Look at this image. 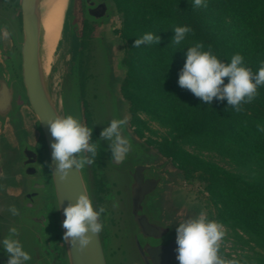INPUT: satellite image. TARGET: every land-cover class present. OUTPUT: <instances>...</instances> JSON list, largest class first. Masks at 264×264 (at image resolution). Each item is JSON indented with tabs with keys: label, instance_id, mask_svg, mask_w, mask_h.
<instances>
[{
	"label": "water",
	"instance_id": "obj_1",
	"mask_svg": "<svg viewBox=\"0 0 264 264\" xmlns=\"http://www.w3.org/2000/svg\"><path fill=\"white\" fill-rule=\"evenodd\" d=\"M113 10L112 0H0V139L9 131L14 136L9 175L18 180L17 193L0 194V242L16 227L32 257L26 264H179L176 228L191 215L167 207L178 182L168 167L173 159L148 151L129 122L123 134L133 147L123 161L111 159L110 142L100 137L124 117L103 30ZM85 32L91 45L86 68ZM26 110L36 117L34 130ZM69 114L94 130L91 142L99 148L93 164L61 179L48 167L58 164L48 122ZM81 193L106 209L103 230L84 250L63 240V209ZM7 260L0 245V264Z\"/></svg>",
	"mask_w": 264,
	"mask_h": 264
},
{
	"label": "trees",
	"instance_id": "obj_2",
	"mask_svg": "<svg viewBox=\"0 0 264 264\" xmlns=\"http://www.w3.org/2000/svg\"><path fill=\"white\" fill-rule=\"evenodd\" d=\"M114 1L123 18L117 31L126 45L122 91L133 126L145 115L165 127L168 135L158 150L189 178L205 182L213 220L251 236L264 250V86L238 113L226 99L207 104L178 83L187 48L196 42L210 45L226 63L240 53L254 72L264 66V0H206L207 7L198 9L193 0ZM177 26L193 29L179 45L172 43ZM148 32L159 35L160 44L135 48V40ZM186 141L228 150L247 173L189 152ZM258 264H264V256Z\"/></svg>",
	"mask_w": 264,
	"mask_h": 264
},
{
	"label": "clouds",
	"instance_id": "obj_3",
	"mask_svg": "<svg viewBox=\"0 0 264 264\" xmlns=\"http://www.w3.org/2000/svg\"><path fill=\"white\" fill-rule=\"evenodd\" d=\"M201 7H207L206 0H193V8ZM173 31L172 43L179 45L193 29L177 26ZM8 35V32H4L5 37ZM160 42L159 35L148 32L135 40L134 47ZM225 78L228 79L227 83ZM178 83L204 103L211 104L214 98L220 101L226 99L230 108L239 113L244 111L245 104L252 103L258 97L259 88L264 86V66L254 72L240 53L232 55L230 62L226 63L210 45L206 49L203 42H196L187 48L186 62ZM128 122L127 116L113 119L100 133L101 139L110 142L111 159L115 162L123 161L133 147L130 138L123 134ZM48 125L54 140L51 144L52 160L58 162L54 169L51 163L48 165L53 175L59 173L61 179H67L74 167L80 170L95 162L99 144L91 142L94 130L79 117L71 114L57 117L50 120ZM260 131H264V126L260 127ZM8 210L13 216L20 215L15 205L9 206ZM63 211V228L66 230L63 240L67 245H78L80 250H84L92 242L93 236L99 235L104 228L101 217L106 209L94 206L93 199L87 193H81L76 202L70 203ZM176 233V259L179 264H247L235 256L228 259L220 254L227 229L223 223L210 219L204 210L198 216L179 223ZM18 236V229L12 227L9 235L0 242L8 256L7 264H26L32 258L16 238Z\"/></svg>",
	"mask_w": 264,
	"mask_h": 264
},
{
	"label": "rangeland",
	"instance_id": "obj_4",
	"mask_svg": "<svg viewBox=\"0 0 264 264\" xmlns=\"http://www.w3.org/2000/svg\"><path fill=\"white\" fill-rule=\"evenodd\" d=\"M114 10L112 17L104 25L103 30L107 42L112 46V54L115 60L116 73V89L124 99V117H128L131 129L137 135L142 145L153 154L163 155L157 148V143L168 135V130L161 126L158 122L151 120L145 115H141V123L138 126H133V115L130 107L126 104V100L122 91L123 79L127 75V68L124 65V58L126 55V45L117 33L122 25V15L114 0H112ZM87 33L83 35V53L81 63L86 68L90 61L91 45L86 40ZM25 116L29 128L33 129V124L36 121L35 115L30 111H25ZM140 125V126H139ZM38 138V134L34 133V140ZM14 136L9 131L5 139H0V194L17 193L18 180L9 175L10 160L14 150ZM183 146L189 152L196 154L208 160H212L228 170L235 172L247 173L234 160L231 153L214 145L208 143H191L186 141ZM165 156V155H163ZM167 157V156H165ZM169 158V157H167ZM171 169L178 176V182L169 193L168 209L175 213L190 214L191 218L196 217L204 210L207 212L210 219H214L215 208L211 203L208 192L206 191V184L198 178H189L184 171H182L174 162L169 164ZM264 168V165L262 166ZM225 225L227 235L221 244V255L228 259L236 258L245 259L251 264H258L264 250L259 247L254 238L242 233L239 230Z\"/></svg>",
	"mask_w": 264,
	"mask_h": 264
}]
</instances>
